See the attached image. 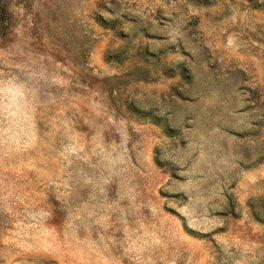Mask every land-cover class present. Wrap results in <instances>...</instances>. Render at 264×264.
I'll list each match as a JSON object with an SVG mask.
<instances>
[{
    "label": "rangeland",
    "instance_id": "obj_1",
    "mask_svg": "<svg viewBox=\"0 0 264 264\" xmlns=\"http://www.w3.org/2000/svg\"><path fill=\"white\" fill-rule=\"evenodd\" d=\"M0 4V264H264V0Z\"/></svg>",
    "mask_w": 264,
    "mask_h": 264
},
{
    "label": "trees",
    "instance_id": "obj_2",
    "mask_svg": "<svg viewBox=\"0 0 264 264\" xmlns=\"http://www.w3.org/2000/svg\"><path fill=\"white\" fill-rule=\"evenodd\" d=\"M5 8H4V6L2 5V4H0V18H1V20H5V17L7 16V15H5Z\"/></svg>",
    "mask_w": 264,
    "mask_h": 264
}]
</instances>
